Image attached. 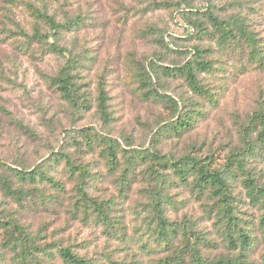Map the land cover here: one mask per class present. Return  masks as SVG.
<instances>
[{
    "label": "rangeland",
    "instance_id": "obj_1",
    "mask_svg": "<svg viewBox=\"0 0 264 264\" xmlns=\"http://www.w3.org/2000/svg\"><path fill=\"white\" fill-rule=\"evenodd\" d=\"M25 1L62 23L81 21L57 42L68 49L65 56L30 39L40 22ZM208 13L243 21L261 46L260 59L253 61L248 48L221 52ZM200 48L211 50L205 58L216 65L199 76L213 104L162 71L184 64ZM69 59L78 62L74 100L53 82ZM151 68L150 89L167 99L146 98L139 73ZM101 84L108 96L106 118ZM171 99L200 112L181 136L162 129L176 118ZM263 121L264 0H0V264H20L18 253L27 243L36 253L31 264H68L59 255L63 248L105 264H160L167 250L154 234L156 161L126 174L134 151L158 157L162 166L192 156L226 174L234 211L254 242L248 260L264 264V204L252 202L245 186L250 177L264 187ZM109 139L118 142L117 165L108 155ZM35 168L44 180L24 182L17 175ZM160 169L165 183L156 188L166 196L165 218L190 224L207 239L209 244H199L207 260L238 255L222 239L214 199L197 196L169 167ZM83 170L89 172V197L108 205L109 226L77 191Z\"/></svg>",
    "mask_w": 264,
    "mask_h": 264
},
{
    "label": "trees",
    "instance_id": "obj_2",
    "mask_svg": "<svg viewBox=\"0 0 264 264\" xmlns=\"http://www.w3.org/2000/svg\"><path fill=\"white\" fill-rule=\"evenodd\" d=\"M25 6L32 11L37 23L40 22L48 28V32L43 33L40 27V23L36 25L33 29V33L30 37L31 40H36L42 43H46L48 50L53 54H60L65 56L68 49L66 47L60 46L57 42L62 38L64 32L71 31L73 25L76 27L80 25L81 21L75 20L67 21L62 23L57 21L56 17L49 15L42 8H37L28 1H25ZM209 23L212 28H214L216 36V46L222 52H227L228 50H233L236 52H242L244 48L250 49V56L252 60L260 59L261 46L258 44L254 33L250 32L243 21L232 19L229 21L220 20L213 14L208 13L207 15ZM75 21V22H74ZM205 31L202 29L199 30ZM53 39V43L49 40ZM210 49H195L192 57L182 65H175L173 67H164L162 69L163 73L167 76L182 79L187 83L188 87L196 95L205 98L210 104L215 103V97L210 93L208 88L201 84L199 76L200 74H208L216 67L212 64L213 61H209L205 58L210 53ZM75 63L77 60H68L67 65L60 72L59 77L54 78L53 82L59 85V90L63 95L69 99L74 100L76 97L75 88V75L74 72L77 70ZM152 69V68H151ZM154 69H144L139 73V80L141 86L148 89L145 93L146 98L155 97L167 99L164 95L162 96L155 90L150 89V84L152 83ZM100 111L104 118L108 117L107 112V101L108 96L104 85H100ZM172 100L175 107V119L168 123L166 127L162 128L167 133H172L177 136H181L184 132L188 131L193 127L195 122V116L200 115L197 108L191 107L188 109L185 105L181 107L178 101ZM264 123V121H263ZM108 146V155L112 164H116L117 151L115 149V144L117 141L111 139ZM259 141L264 143V131L259 137ZM147 160L156 161L151 169V175L153 176L155 183V194L153 199V212L156 213L157 226L154 234H157V243L160 247L167 250V256L163 259L160 264H252L248 260V254L253 247V240L244 231L243 219H241L234 211V206L232 204V194L229 189L227 175L223 172L210 168L208 164H202L201 160L195 157L187 156L185 158L166 161L163 166L158 163L159 158H153L152 155L145 153V151H134L130 155L129 161L126 167V174H131L136 169L139 163H144ZM70 164V160H67ZM163 163V162H162ZM235 165L239 169H243L241 161L235 160ZM117 165V164H116ZM158 166V167H157ZM72 167V166H71ZM169 167L172 169V173L175 177L179 179L180 182L184 184H189L194 193L200 198L209 195L214 199L215 203L213 205V212L216 211V223L220 227V232L222 239L227 242L228 247L233 250H238V255H227L222 256L217 260H207L200 253L199 244L207 245L209 241L202 237L200 233L193 232L190 224L186 226L178 225L175 222H170L165 218L164 215V204L167 202L166 196L162 193V188L156 185L160 181L165 183V174L160 168ZM38 168L33 169L28 172L26 170H21L17 172L18 177L24 182L34 183L37 180H44L42 174L39 172ZM89 172L83 170L80 173L81 184L79 185L77 191L82 196L85 201L87 209H91L94 214L99 216V220L104 224H110L109 219V208L104 202L100 203L91 199L86 192V182L85 178L88 177ZM128 175L122 179L126 182ZM191 179V181H190ZM45 180L52 184L53 180L45 178ZM8 187V185H6ZM245 186L247 188V194L249 195L252 202L258 204H264V187L260 188L256 182L247 177L245 179ZM165 199V200H164ZM17 231H21L19 226L14 227ZM22 235V232L20 233ZM181 235V236H180ZM161 241L162 245L159 244ZM176 241H180L178 247L176 246ZM25 242V241H24ZM34 245L25 244L23 248L18 253V258L20 264H31L36 259ZM59 255L62 260L68 264H105L103 261L87 259L85 257H80L74 254L69 248H63L59 251ZM107 264H122L118 261L107 260Z\"/></svg>",
    "mask_w": 264,
    "mask_h": 264
}]
</instances>
